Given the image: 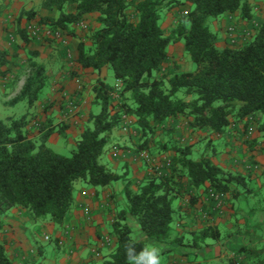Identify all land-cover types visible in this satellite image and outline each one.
Instances as JSON below:
<instances>
[{"label": "trees", "instance_id": "1", "mask_svg": "<svg viewBox=\"0 0 264 264\" xmlns=\"http://www.w3.org/2000/svg\"><path fill=\"white\" fill-rule=\"evenodd\" d=\"M14 0H0V18L10 11ZM189 4L168 32L161 23L175 7ZM237 14L251 22L254 16L252 0H42L40 9H21L17 16V33L25 45L42 46L54 40L40 32L34 36L22 20L39 17V27L77 36L74 25L88 14H95L97 28L89 34L90 46L78 43L77 62L81 68L100 73L110 67L118 86L100 77L92 86L97 112H90L88 125L75 141L69 156L55 152L48 139L53 133L65 137L66 125L53 124L52 119L37 122L38 136L32 138L26 130L27 112L19 117L0 119V214L12 208L25 209L35 222L48 220L64 226L74 208V182L82 180L93 187H105L124 181L125 208L116 212L111 235L116 238L114 249L101 264H128L127 245L135 241L137 250L146 240L132 238L128 220H137L147 240L164 243L171 240L173 201L187 186L208 185L217 193L236 196L239 186H246V177L227 171L209 157L191 158V147L157 143L162 151H173L166 173L146 175L137 190L125 174H118L99 161L109 144L113 130L121 128L123 115L134 119L140 131V149L147 150L150 135L157 126L171 118L184 117L192 129H208L223 133L232 121L244 122L250 116L257 119V130L264 136V22L250 39L241 44L216 46V34L207 21L224 14ZM22 27H21V26ZM183 43L195 64L193 71L178 65L161 73L169 63L168 47ZM13 51L0 48V77L8 78ZM11 56V59H9ZM38 50L29 52L31 69L24 84L10 103H24L28 110L36 106L47 86L44 63L37 60ZM182 91L190 99L178 98ZM118 102L113 104V94ZM258 118H260L258 120ZM48 216V219H47ZM220 236L217 227L206 226L187 243L200 249L207 240ZM174 242L182 244L181 237ZM262 250L242 246L237 256H245L251 264ZM238 264L229 258L228 264ZM0 264H13L0 241Z\"/></svg>", "mask_w": 264, "mask_h": 264}, {"label": "crops", "instance_id": "2", "mask_svg": "<svg viewBox=\"0 0 264 264\" xmlns=\"http://www.w3.org/2000/svg\"><path fill=\"white\" fill-rule=\"evenodd\" d=\"M19 1H13L10 9L21 8L22 2ZM252 2L254 16L251 22L242 20L237 14L226 13L218 17L221 18L216 22V27L219 29V32L215 33L218 48L222 49L228 46L230 38L234 36L238 39L237 44H241V38L244 39L242 36L244 31L251 36L256 27L264 22V0H252ZM188 6L189 4H186L169 11L163 18L162 27L166 31L167 28L170 29L176 23L177 17ZM95 18V14H88L84 17L92 30L97 28ZM3 19L4 16L0 18V48L9 49L12 52V43H8L3 37ZM230 27H233V32H229ZM92 30L87 31L88 36ZM88 36L85 38L78 35L71 36V46L76 58L78 57V43L80 41L84 42L87 47L91 45ZM16 44L19 45V48L16 50V55L12 56L13 60L9 64L10 78L0 77V82L4 83L3 85L0 84L3 93L10 92L14 87L15 80L22 77V67L23 64H27L29 56L18 59L21 56L20 52L22 53L26 49L38 50V61L40 58L47 59L53 55L57 57L49 42L42 46H34L31 43L25 45L18 39ZM40 62L43 63L42 60ZM76 66L75 72L71 73L70 76H66L63 71H56L52 68L47 71L49 84L44 92L48 95V100L46 101L47 108L42 113V120L45 121L50 118L55 125L57 123L66 125L65 137L58 133H53L49 137L48 145L52 149L62 143L75 145L76 139L88 125L89 113L99 110L97 106L92 105L94 82L100 77L104 82L109 83L106 81L105 67L98 73L91 68H81L78 62ZM23 84H19L10 96L14 98L18 95ZM109 84L116 85L117 82L114 80L113 83ZM58 89H60V93L56 92ZM64 93L79 100L80 111L77 115L73 116L67 109L68 96L65 98L61 96ZM248 118L251 119L252 116ZM243 127L249 128V126L244 125V122L236 121L234 124L230 123L221 134L208 129L190 130L196 140L204 138L207 134H210V139L212 138L210 142L213 144L212 149L208 150L205 147L201 156L209 157L213 163L227 171L239 173L245 176L247 180L249 176L252 179L256 178L254 180L259 183V179L264 177V136L257 130V127L252 133ZM109 138V144L100 156V160L114 172L125 174V177L131 180L132 188L137 190L142 179L150 174L151 170L143 158H138L137 155L140 156V153H133L132 149H128V146L131 147L132 142L136 139L128 136L120 128L113 130ZM160 142L164 144L163 140ZM148 146L151 150L152 138L149 140ZM113 147H117L118 150L115 152ZM209 151L210 154H208ZM123 165L126 166L125 169H122ZM259 184L261 185V183ZM241 187L246 188V186ZM241 187L238 188L239 192L234 197L230 194H223L221 207L213 210L206 202L207 191L210 189L207 184L199 188L187 186L186 190L178 194L172 203L174 209L172 235L171 240L164 243L147 240L137 220L130 218L128 224L132 232L137 235V240H146L147 245L155 244L160 248L161 264H227L234 251L240 247L249 245L256 247L258 243L264 241V238L256 234L253 229L252 218L254 216H246L243 208L238 204L239 198L252 192L248 187L242 191ZM123 188V180H118L105 187H93L84 182L74 193L75 205L69 220L61 227L48 220L35 222L25 209L12 208L8 212L0 214V241L4 243L6 252L13 264H101L103 257L110 253L116 245V238L111 235V230L116 212L125 208L126 205ZM207 211H209L208 214ZM257 218L261 219V215H258ZM261 222L259 220L258 225ZM209 225L217 227L219 230L220 236L217 239L207 240L206 245L200 249L187 245L192 233H196ZM46 237L48 239L50 237L56 246L47 247L45 241L41 242V238L48 240ZM175 237H181L183 243L174 242L172 239Z\"/></svg>", "mask_w": 264, "mask_h": 264}, {"label": "rangeland", "instance_id": "3", "mask_svg": "<svg viewBox=\"0 0 264 264\" xmlns=\"http://www.w3.org/2000/svg\"><path fill=\"white\" fill-rule=\"evenodd\" d=\"M19 0H14V2H18ZM42 0H21L19 2H22L21 4V8H11L10 11H8L6 13V15L4 16L3 22L4 25L2 26V29L4 30L3 32V37H5L6 41L8 43H16L17 40L19 39L18 37V33H17V16L19 11L23 8L25 10H29V9H35L37 12L40 9V3ZM166 16V15H165ZM221 18H214V17H209L208 21H207V25L209 27V29L214 32L217 33L219 32V29L216 27V22L219 21ZM39 17H34L32 18L30 21L26 22L24 19L23 21V27H27V26H36L39 27ZM232 24V23H231ZM89 23L85 21V19H83L82 21H80L79 23L74 25V31L75 34L80 36V37H84L88 36L87 31L92 30L91 27L88 26ZM21 26V25H20ZM232 26V25H230ZM22 27V26H21ZM43 28V27H42ZM169 28H167V32H168ZM63 39L59 40L55 37L54 40H51L49 42L51 48L56 52V55L51 56L50 58H40V61L42 60L43 63L46 66L47 71L49 70V68H52L53 70L56 71H63L65 72L66 76H70L71 73L75 72V68L77 67V58L75 57L74 54V50L71 46V36L69 34H63ZM250 35H248L247 37L249 38ZM89 37V36H88ZM238 42V39L236 36H234ZM245 37V36H244ZM251 37V36H250ZM247 38V39H248ZM240 40V39H239ZM242 42L243 39L241 38ZM234 45V44H233ZM183 43H176V44H171L168 47V56H169V63L166 65L165 68L162 69L161 73H166L168 69L172 68L174 65H178L181 69V67H183V70L186 71H193L195 69V64L194 62L191 60L190 56L184 52L183 49ZM31 50L26 49L24 52H20L21 56L18 57V59H23L24 56L28 57L29 56V52ZM23 73H22V77L18 78L15 80L14 83V87L11 89L10 92H5L3 93L0 89V119H5L8 116H12V117H19L20 115H22L23 113L27 112L29 115V123L27 124L26 130L28 131V135L32 138H37L38 136V130H37V122H42V113L44 111L45 108H47V100H48V95L45 94L44 90L46 89V87L49 84V75H48V82H47V86L45 87V89L43 90L37 104L35 107H33L32 109L28 110L26 105L24 103H10V101L13 99L11 95V93L17 88V86L22 83H24L25 79L27 78V76L29 75L31 69L28 67V65L25 63L23 64ZM106 71V81L109 83H113L114 82V77H113V73L110 67H105ZM108 73V74H107ZM10 78V77H9ZM9 82V81H8ZM7 82V83H8ZM19 82V84H18ZM6 83V84H7ZM0 84H4L2 82H0ZM118 86V83L115 85ZM56 92L60 93V89L56 90ZM65 94V93H64ZM62 94L61 96L63 98L67 97V109H69V111L72 113V115H77L79 113V109H80V104H79V100L76 99V97H73L72 95H67ZM113 104L116 105L119 98L117 96V93L115 95H113ZM176 97L178 98H185V99H190L193 98L195 96H185L184 93L182 91L178 92L176 94ZM66 101V100H65ZM70 101H74L77 105L76 108H73L69 103ZM129 120H130V125H129V129L128 131H123L122 128H120V130H122L124 133H126L128 136L133 137L134 139H136L134 142H132L131 147L128 146V149H132L131 151L133 153H141L142 151H146L153 159L156 160V162L158 163V165L160 166V171H155L153 170L150 165H148L147 167H149V169L151 170L150 174H163L166 173L168 170V167L170 166V159L173 156V151H162L159 146L157 145V143H162L160 142V140H163L164 144H176L179 146H187L189 145L191 147V158L192 159H198L201 156V153H203L202 151L205 149V147L208 148V150H211L213 144H211V140L209 138L210 134H207L206 136H204V138H200L199 140H196L195 138H193V132L190 130L192 129L189 124L187 123L188 120L182 116L180 117H176V118H171L168 121H166L163 125L157 126L156 130L154 133H152L150 135V137L152 138V149L150 150L149 148L147 150H142L140 149L139 145L141 143V139H140V131L139 129L134 125L133 121L134 119L132 117L129 116ZM187 121V122H186ZM236 121H232L231 123L234 124ZM175 123V124H173ZM247 126L252 127V131L251 133L254 131V128L256 129L257 127V119L255 117H252ZM246 126V127H247ZM243 129H247L248 128H244ZM207 130V129H204ZM210 131V130H209ZM245 131V130H244ZM154 138V139H153ZM157 139V140H156ZM247 140V139H245ZM202 141V143H200ZM50 146V145H49ZM75 145H71V144H60L58 146H54L53 150L59 154L62 155H66L69 156L72 152V150L74 149ZM149 147V146H148ZM211 152L209 151L208 154H210ZM138 158H142L141 156L137 155ZM99 161L102 163V161L99 159ZM126 166H122V169H125ZM256 179V178H254ZM251 178V176H249L247 182H246V188H250L252 190L251 194L249 195H244L243 197L238 199V204L241 205V208H243L244 212L246 213V216L253 215L254 218H252V224H254V231L256 232V234L261 235L264 238V177H261L259 180L261 183V185L257 182V180H254ZM83 181L82 180H77L74 182V191L73 194L75 193L76 190L79 189L80 186L83 185ZM241 186H239L240 188ZM246 188L241 187V190L244 191L246 190ZM175 203V202H174ZM207 213H209V211H207ZM258 215H261V219L257 218ZM48 219V216H47ZM261 220V224L258 225V221ZM47 231V230H45ZM132 238L137 240V235L135 234V232H132ZM46 242V246L47 247H51V245H54V247L56 246L55 242L50 239L48 240H42L41 238V242ZM211 241V240H210ZM60 246V244H58ZM256 247L258 249H261V255L258 256L257 258H255V262L258 263V261L263 260L264 264V241L261 243H258L256 245ZM236 258L237 261L239 262L238 264H251V261H249L247 259V257L245 256H237L236 255V251H234V254L231 256V259ZM227 260V259H226ZM228 264V263H227ZM236 264V263H235Z\"/></svg>", "mask_w": 264, "mask_h": 264}, {"label": "built area", "instance_id": "4", "mask_svg": "<svg viewBox=\"0 0 264 264\" xmlns=\"http://www.w3.org/2000/svg\"><path fill=\"white\" fill-rule=\"evenodd\" d=\"M28 30L34 35L37 36L39 35L40 32H43L45 36L47 37H56L57 39H63V33L61 31H52L48 28H40V27H36V26H28ZM229 32H233V27L229 28ZM249 33L245 32L243 33L242 36L243 37V41H245L248 37ZM230 44H237V40L235 37H231L230 38ZM116 93H114L113 95H115ZM118 96V95H117ZM73 108H76V103L74 101H70L69 103ZM130 120L129 117L126 115H123V123L121 125V128L123 131H128L129 129V125H130ZM249 133H251L252 131V127L248 128ZM113 150L116 152L118 150L117 147H113ZM140 156L150 165V167L155 170V171H160V166L158 165V163L156 162L155 159H153L146 151H142L140 153ZM223 198V194L221 193H217L215 190H213L212 188L208 189L207 191V195H206V202L207 204L211 207L210 209L216 210L219 209L222 205V199ZM209 210V209H208ZM207 213V212H206ZM208 214V213H207ZM46 239H48L46 237Z\"/></svg>", "mask_w": 264, "mask_h": 264}, {"label": "clouds", "instance_id": "5", "mask_svg": "<svg viewBox=\"0 0 264 264\" xmlns=\"http://www.w3.org/2000/svg\"><path fill=\"white\" fill-rule=\"evenodd\" d=\"M128 264H161L160 248L155 244H148L137 250L136 242H130L126 247Z\"/></svg>", "mask_w": 264, "mask_h": 264}]
</instances>
